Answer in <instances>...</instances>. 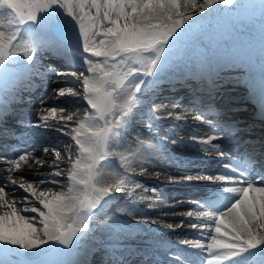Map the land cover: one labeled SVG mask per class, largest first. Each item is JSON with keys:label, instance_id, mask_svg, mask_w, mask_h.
<instances>
[{"label": "snow or ice", "instance_id": "6c2138e0", "mask_svg": "<svg viewBox=\"0 0 264 264\" xmlns=\"http://www.w3.org/2000/svg\"><path fill=\"white\" fill-rule=\"evenodd\" d=\"M241 7V0H203L199 5L196 0H0V89L21 81H29L27 87H31L33 76L48 78L49 72L55 73L51 77L55 83L65 71L53 64L44 66L45 53L70 51L82 58L85 70L70 73L78 77L79 91L69 89L67 94L80 95L87 104L84 116L74 120L73 114L63 115L70 109L56 103L45 108L44 101L48 97L41 99L38 111L42 114L32 127L41 130L37 134L55 129L70 137L76 158L72 159L73 145H65L71 164L67 169H61L57 163L61 151L53 148L55 160L52 163L57 164L50 173L53 179L39 181L34 187L35 182L21 178L24 182L19 188L28 194L24 200L31 197L40 205V208L33 206L30 209L39 213L38 224L33 222L37 217L21 215V211L29 209L18 210L15 198L9 203L7 196L15 190L6 191L7 185H0V208L9 209L0 214V264H36V257L48 254L55 256L50 264H90L89 253L93 257L96 255L92 249L85 251L79 260L60 258L73 256L81 241L88 239L96 229L108 231L110 235L123 231L125 226L107 216L106 209L110 201L118 198L116 193L129 188L131 165L139 162L141 166L149 163L162 168L165 161L177 160L158 139L141 138L137 133L134 143H125L134 109L144 103L138 94L145 86V78L152 77L148 84L155 83L173 56L179 59L192 54L193 50L189 48L173 52V46L197 21L218 12L236 13ZM247 7L250 11L241 17L251 13L258 17L264 29V0H254ZM196 11L195 17L189 14ZM241 17L238 19L243 23ZM198 62V74L202 78L207 75L211 81L210 96L227 87L229 82L224 79V73L238 64L230 57L213 59L203 53ZM251 85L250 91L254 96L258 95L260 117L264 119V75L258 82L253 77ZM51 91L57 98L66 95L63 88ZM158 107L161 106L153 105L149 111L154 113ZM167 115H175L176 121L182 119L172 112ZM194 119L203 123L207 117L204 112H199ZM208 122L214 129L220 127L218 122ZM154 132L155 129L149 127L147 135L152 137ZM217 136L221 133L213 130L208 139L194 134L192 139L209 145ZM163 139L171 137L166 134ZM171 143L179 142L171 139ZM219 147L211 145V148ZM48 151L45 147L44 152ZM30 154L25 152L18 158H5L11 165L8 172L18 169ZM219 155L223 157L225 152L221 150ZM227 155L231 156V153ZM113 157L119 158L123 172L115 169ZM223 167L232 173L238 172L229 163ZM143 171L146 169L142 167ZM65 173L68 183L63 186L64 182L54 177ZM168 174L171 177V173ZM193 177L197 181L213 179L206 172L173 179L192 181ZM215 179L229 182L221 191L230 199L196 201L197 207L187 210L188 217L195 215L198 221H210L214 227H209L204 242L195 238L182 239L176 246L177 251L172 253V260L175 264H264V235L261 234L264 230V184L259 182L264 177L253 180L239 171L238 175L220 174ZM8 180L11 185L17 183L11 175ZM236 183L240 186H234ZM44 184L62 187L55 190L39 188ZM134 186L140 187V184ZM128 194L130 196L131 191ZM149 219L152 218L137 217L138 221ZM152 222L157 223L155 219ZM179 224L183 226L184 221ZM191 227L200 228L204 235L203 223L193 222ZM167 228L172 230V224L168 223ZM100 264L105 262L101 260ZM106 264L120 262L109 258Z\"/></svg>", "mask_w": 264, "mask_h": 264}, {"label": "bare ground", "instance_id": "6f19581e", "mask_svg": "<svg viewBox=\"0 0 264 264\" xmlns=\"http://www.w3.org/2000/svg\"><path fill=\"white\" fill-rule=\"evenodd\" d=\"M202 2L203 0H196L198 5L202 4ZM253 2L254 1H251L250 4ZM197 12L198 11L193 13ZM248 16H252L251 13H249ZM192 45L193 41H190L184 46L177 48L176 51L184 48L190 49ZM173 49H175V47ZM45 54L47 56L46 58H43L44 66L53 64L57 68L64 70L65 75H69V77H64L65 75L57 77L55 82L56 84H52V86H54L53 88L65 89L73 84L78 85V77L73 76L70 73L84 71L85 66H83V61L82 63L80 62L81 64L78 66L80 69L79 70L78 67L73 66L72 62L67 56V51L62 54H56L55 52ZM20 58L21 57H18V59ZM197 64L198 58H192V54L183 56L179 59L173 56V60L165 68L167 71L165 72L160 85H156L155 83L148 84V81L153 79L152 77H148L145 81V86H142V92L138 95L141 97L144 103L137 105V107L134 109V115L131 118L129 127L126 130L125 143H134L137 139V133L140 134L141 138H153L158 140H161V138L167 134L171 137V139H175L179 143L173 145L171 143V139H162L161 142L166 144L169 154L175 156L177 160L165 161L162 168H158L154 164L149 163H145L143 166H141L139 162H134L131 165L130 171H133L134 174L137 172L140 177H145L150 181L144 182L146 184L145 185L141 184V182L144 181L143 179H132L129 188L124 189L120 193H116L115 195L118 198L109 202L106 209L107 216L111 217L119 225L125 227L123 228V231L117 232L114 235H110L108 231L102 229L95 230L97 232L101 231L102 233H100V237H93L92 244L95 245L101 240H110V246L108 247L105 244L103 249L100 248L95 250L93 248L94 252H96V255L89 259L90 264H100L101 260H103L106 264L109 258H111V260L114 262L119 261L120 264H141L135 260L129 261V258L126 256H135V259L140 261L145 260L146 263L150 264H155V262L157 264H162L161 261H154V256L151 255L148 250L133 249L131 248V244L127 242H136L133 241L134 238H143V242H145L149 248L155 249L156 247H159L158 244L161 241V235H164L169 239L173 238L174 236H178V234L173 233L172 231L174 228H176V226L179 225L180 221H184V228L181 226L183 231L185 230L184 235L191 236L202 241L209 234V227H214V224L210 221H198L195 215L188 217L187 210L197 207L196 201L194 200H199V195L206 196L207 202H212L213 199L210 198V189H218L224 183V186L229 184L227 181L216 180L215 176L226 173L232 175V173L224 168L221 164H215L217 162L216 158H221L219 155L220 151L219 148H211V145H218L221 147L224 146V144L218 140V136L215 139H212L211 144L209 145L202 144L200 141H194L192 136L194 134L196 137L205 139L210 138L211 131L205 128V123L209 120L219 123L220 127L217 129L218 132H221L222 134L231 132L230 130L226 129L231 123L235 128V132H241V129L244 126L246 127L251 120L250 113L251 116H253L254 111L256 110L254 108V104L260 105V101L258 95L254 96L252 94L250 96L244 88L248 87L249 90L252 88L251 80L254 77L257 81L256 75L252 73L250 78L240 77V73H243V69L241 68H233L231 71L224 73V79L228 82H230L231 79L230 75L228 74H236L237 78L235 79V82L239 84V86L245 91L242 95L236 97L239 99L238 103L231 105L227 101H223L220 98V95L222 92H224V89L221 93H213L211 96L209 95V97L205 99V93L209 94L211 81L207 75H205L203 78L200 77L198 74L199 68L197 67ZM182 69L187 70L188 78L186 72H184ZM177 70H180L179 74L177 73ZM179 75H182L185 78ZM54 76L55 73L51 72L47 74L48 78L33 76L31 78L32 84L30 83V88L27 87L29 81L12 82L8 86L2 88L0 93V109H2V114H0V185H7L6 191H12L13 189L15 190L12 195L7 196V200L9 203H11L15 198L16 208L18 210L25 207L28 208L29 210L27 212L21 211V215L26 217H33L30 215V212H32L30 209L33 206L40 208V205L31 197H29L27 201L24 200L23 197H20L21 194L24 196H27L28 194L19 188V184L24 182V180H27V182H35V187L39 181H48L53 179V177L50 176V173L57 167V164L52 163V161L55 160V155L52 151L53 148H58L61 151L60 160L57 162L59 168L61 169H67L71 164V161L68 159L67 155L68 149L65 148V145H73L71 150L72 159L74 160L76 158V149L74 143L70 140V137L53 135L50 133L52 129H46L43 130L41 134H37L38 132H41V130L32 127L33 123L31 121L34 119L38 120L39 116L42 114L40 111H38V109L41 107V99H43L45 96L48 97V99L44 101L45 108L56 103L70 109V112H65L63 115L67 116L69 114H73L74 120L82 118L85 114V109L87 108L86 102L83 101L82 98H79L78 95H71L70 97V95H67L66 93L64 98H57L56 93L51 91L53 88L49 86L50 83H53L51 77ZM197 79L198 81L195 82ZM36 80H38V83L33 86V83ZM63 83L69 85H63L62 87L57 86L58 84ZM227 86H229V83ZM25 88H27V90H25ZM47 93L49 94L47 95ZM149 93H151V95ZM145 96L148 98H145ZM65 97L67 99H65ZM160 97H163L164 99ZM71 98L75 99L70 100ZM23 100L27 102L25 104H20ZM150 103L152 106L159 105L161 107L156 108L153 113L152 111H149V109L152 108L149 105ZM27 105L30 108L29 112L24 113V109L27 107ZM203 106L205 108H203ZM20 107H22V109ZM169 112L179 114L182 119L180 121H176L175 115H167ZM199 112H204L209 120L206 119L203 123L195 120L194 117ZM236 112L238 114H236ZM239 115L245 116V118L248 120V124L244 125V122L240 119ZM177 124L184 125H182L183 132H178L180 138H174L171 131L174 129L173 125L177 126ZM188 126H192V128H189ZM149 127L155 129L154 135L152 137L147 135L149 132ZM248 129L250 130V127ZM129 135H131V138L128 137ZM241 135H243V142L241 143H244L247 150L257 153L258 151L264 152V133H259V137L252 138L244 134ZM15 142L17 144H15ZM193 143H195L197 147H185V145ZM47 146L52 147H49L48 153H45L44 148ZM132 150L135 149L133 148ZM25 152H30L31 154L27 156L26 161L20 163L18 169H15L9 173L8 169L11 167V165L7 163L5 158H10L13 156L18 158L20 154ZM112 163L115 166V169L123 172L124 169L120 167V160L118 157H113ZM142 167L145 168L146 171L142 172ZM200 172L211 174L213 179L211 181H197L195 177H193L192 181L173 179V177H184ZM168 173H171V177ZM9 175H11L12 179L17 181L16 185H11V181L8 180ZM132 177H135V175H131V178ZM21 178H24V180ZM54 179L63 181V186H66L68 183L66 173L60 177H54ZM136 183H139L140 187H135L134 185ZM260 183L264 184V182ZM151 184H153V187L147 186ZM161 185L163 186L162 188L167 190L166 193H163V189L160 191L159 189H155V187H161ZM145 186H147V188H145ZM235 186L240 185L237 184ZM49 187L55 190L61 188L62 185H39V188L42 189H47ZM129 191H131L130 196L128 194ZM214 195L217 194L214 193ZM19 198H21V201L18 200ZM130 200H132L130 203L134 202L131 208L128 207ZM6 211H9V209L0 208V214H3ZM33 213L34 212H32V214ZM34 214L39 216L38 212H35ZM141 216L151 217L152 219H155L157 223H153L152 219L147 221H138L137 217ZM176 219L179 221H176ZM188 221L203 223L205 225L203 228L204 235H201L200 228L193 229L191 227V223H188ZM33 222L38 224V217L37 220ZM168 223H171L173 226V229L169 232L165 230V227H167ZM139 225L145 227L161 226V234H157L155 232L142 233L134 228ZM93 227L95 228V225H93ZM95 231L90 235L91 238L97 234ZM180 233L182 234L183 232ZM261 234L264 235V230L261 231ZM90 237L89 239H91ZM164 241L165 240H163V243ZM81 244L80 247L85 251L92 248L89 243ZM47 256L53 258V254H48ZM122 257L123 259H120ZM35 261L36 264H45L47 258H42L40 260V256H38L35 258Z\"/></svg>", "mask_w": 264, "mask_h": 264}, {"label": "rangeland", "instance_id": "374dc122", "mask_svg": "<svg viewBox=\"0 0 264 264\" xmlns=\"http://www.w3.org/2000/svg\"><path fill=\"white\" fill-rule=\"evenodd\" d=\"M250 1L241 0L242 7L236 13L218 12L197 21L191 30L184 33L176 41L173 52L177 48L184 46V44L193 41V45L190 47L193 50L192 54H196L201 49L217 50V48L222 49L220 51L226 50L227 52L229 49H234L235 52L239 51V53H242L246 46L253 44L255 37L264 38V29L261 28L258 17H241L250 11L247 7ZM92 14H94V10ZM189 14L195 17L198 15V12H190ZM239 17L243 19V23L240 22ZM256 60L258 69L264 73V51L256 56ZM82 61V59L77 57L74 65L78 67ZM142 179L144 180L143 183L148 181L145 177H142ZM20 197L24 199L25 196L21 194ZM20 199L18 200L21 201ZM30 215L36 217V214H32V212H30Z\"/></svg>", "mask_w": 264, "mask_h": 264}]
</instances>
